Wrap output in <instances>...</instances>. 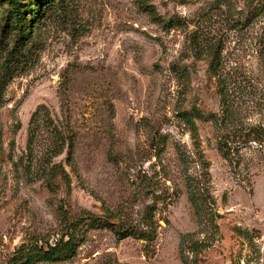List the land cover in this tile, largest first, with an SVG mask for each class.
Masks as SVG:
<instances>
[{
  "label": "rangeland",
  "instance_id": "374dc122",
  "mask_svg": "<svg viewBox=\"0 0 264 264\" xmlns=\"http://www.w3.org/2000/svg\"><path fill=\"white\" fill-rule=\"evenodd\" d=\"M34 2L0 1V264H264V0ZM150 207L153 242L94 223Z\"/></svg>",
  "mask_w": 264,
  "mask_h": 264
},
{
  "label": "trees",
  "instance_id": "16d2710c",
  "mask_svg": "<svg viewBox=\"0 0 264 264\" xmlns=\"http://www.w3.org/2000/svg\"><path fill=\"white\" fill-rule=\"evenodd\" d=\"M8 1L10 4H13V5H17L19 3V0H8ZM32 1L33 2L35 1L32 6L23 5L21 10H19L18 8H14L12 10V12H11L12 16L16 17L17 22L24 20L25 13H29L30 15H32V20L37 19V16L39 15V10L33 8V6L37 5L39 0H32ZM43 1H48V0H43ZM149 11L157 19V16H156V14H154V11L152 9ZM193 42L195 45H197L196 47L200 46V43H198V39L193 40ZM209 47L211 49V46H209ZM214 59H216V58H214ZM213 69H215V68H213ZM224 106L226 107L225 112L228 113V107L226 106V101L224 102ZM30 145H32V140L30 142ZM199 196H200V192H197L196 188H194V193L191 194V198L196 201V200H200ZM203 196L204 195H202V198H203ZM155 211H156V208H154V207L148 208V212H147L145 220H144L145 221V223H144L145 228L144 229H137V230H132V231L122 230V229L117 230L114 228L113 223H110V222H103V224H101V222L95 221L94 223H99L104 228H112L113 231H115V235L119 239H125L128 237H133V238H138V239H141L144 241L153 242L157 237V228H156V223L154 220ZM75 249H76L75 244L72 243V240H69L67 242H61L60 244H57L54 247L51 246L47 251L41 252L42 256H37V257L39 260H42V261L53 262V261H56V257H59V255H61V254L70 253L71 255H74L76 252ZM34 261H35V258H33V256H29V258H27V262L25 264H33Z\"/></svg>",
  "mask_w": 264,
  "mask_h": 264
}]
</instances>
